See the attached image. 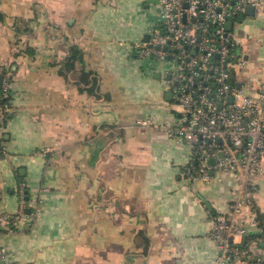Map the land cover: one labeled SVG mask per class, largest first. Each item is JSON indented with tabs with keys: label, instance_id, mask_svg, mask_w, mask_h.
Segmentation results:
<instances>
[{
	"label": "crops",
	"instance_id": "1",
	"mask_svg": "<svg viewBox=\"0 0 264 264\" xmlns=\"http://www.w3.org/2000/svg\"><path fill=\"white\" fill-rule=\"evenodd\" d=\"M157 7L0 0V67L13 78L0 122V264H216L210 213L228 211L232 181L195 193L181 176L189 147L165 130L178 114L160 74L136 58ZM246 15L242 48L262 61L264 20ZM72 47L81 59L68 70ZM262 169L255 209L264 222ZM21 190L24 202L39 201L32 221L17 215ZM262 238L248 229L253 256L264 257Z\"/></svg>",
	"mask_w": 264,
	"mask_h": 264
},
{
	"label": "built area",
	"instance_id": "2",
	"mask_svg": "<svg viewBox=\"0 0 264 264\" xmlns=\"http://www.w3.org/2000/svg\"><path fill=\"white\" fill-rule=\"evenodd\" d=\"M157 2L156 20L146 40L136 44V58L146 66L144 72L151 69L160 74L163 91L171 96L170 107L178 114L165 130L171 139L189 147L181 176L192 192L213 181H232L228 211L210 213L216 264H264V257L252 255L256 242L241 246L250 228H258L264 240V222L255 209L264 161V60H254V76H240L250 68V56L242 48V20L248 7L253 9L252 17L264 20V0ZM0 74L3 123L11 109L13 78L3 67ZM19 192L17 215L22 220L36 219L39 201L24 202V193ZM26 204L32 210L28 216L23 212ZM4 223L1 218L0 226ZM4 257L0 248V260Z\"/></svg>",
	"mask_w": 264,
	"mask_h": 264
},
{
	"label": "rangeland",
	"instance_id": "3",
	"mask_svg": "<svg viewBox=\"0 0 264 264\" xmlns=\"http://www.w3.org/2000/svg\"><path fill=\"white\" fill-rule=\"evenodd\" d=\"M151 33V29H149V31H148V35ZM137 62H138V64H139V66H140V69H141V71H143V69L146 67L144 64H142L138 59H137ZM255 67V62H254V58H251L250 57V68H246V69H243L242 71H241V73H240V76L241 77H244V78H248V77H252V76H254V68ZM148 74V76H153V72H152V70L151 69H148V72H147Z\"/></svg>",
	"mask_w": 264,
	"mask_h": 264
},
{
	"label": "trees",
	"instance_id": "4",
	"mask_svg": "<svg viewBox=\"0 0 264 264\" xmlns=\"http://www.w3.org/2000/svg\"><path fill=\"white\" fill-rule=\"evenodd\" d=\"M81 58H80V51H78V49H76L75 47H72L70 49V55L69 57L67 58V60L64 62L63 66L66 68V69H73L74 67V64H75V61H79ZM91 75V73L89 74H86V77L88 78V76ZM3 101L0 100V104L2 103Z\"/></svg>",
	"mask_w": 264,
	"mask_h": 264
},
{
	"label": "water",
	"instance_id": "5",
	"mask_svg": "<svg viewBox=\"0 0 264 264\" xmlns=\"http://www.w3.org/2000/svg\"><path fill=\"white\" fill-rule=\"evenodd\" d=\"M252 11H253V9H252L251 7H248V8L246 9V12H247L248 14H250ZM231 27H232V23H231V22H228V23L226 24V28H227V30H230ZM2 79H3V76L0 74V89H1ZM170 97H171L170 94H167V98H170ZM220 156H221V155H220ZM210 163H213V160H211ZM211 174H212V173H211ZM206 205L208 206V204H206ZM245 239H246V237H244L243 240H242V246H243L244 243H245Z\"/></svg>",
	"mask_w": 264,
	"mask_h": 264
}]
</instances>
